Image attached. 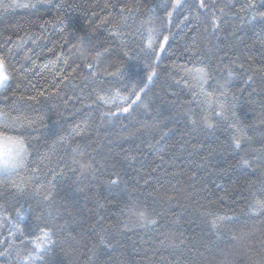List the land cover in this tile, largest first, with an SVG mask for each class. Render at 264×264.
<instances>
[{"label": "trees", "instance_id": "16d2710c", "mask_svg": "<svg viewBox=\"0 0 264 264\" xmlns=\"http://www.w3.org/2000/svg\"><path fill=\"white\" fill-rule=\"evenodd\" d=\"M0 59V264H264V0H0Z\"/></svg>", "mask_w": 264, "mask_h": 264}, {"label": "rangeland", "instance_id": "374dc122", "mask_svg": "<svg viewBox=\"0 0 264 264\" xmlns=\"http://www.w3.org/2000/svg\"><path fill=\"white\" fill-rule=\"evenodd\" d=\"M5 82L3 83V85L5 84ZM3 85H0V87H2ZM0 134H3V136H6V137H12V136L4 134L2 132H0ZM12 138L16 141H19L20 144L14 145L11 143H7L6 148L0 147V153L3 154L2 156H0V174L4 173L6 171H9V170L18 169L24 160L25 149H24V144L22 143V140L19 138H16V137H12ZM3 159H7L9 161L8 166L5 167L3 165V163H2ZM5 218L6 217L0 213V257H3V258L8 256V253H9L10 248H11V239H10L9 235H11V236L15 235V233L13 231L14 228L16 229V233H19L21 230L20 222L10 219L9 226L12 228H9V229H11L13 231V233L5 234V235L1 236L2 235V229L4 227H6ZM39 235H41V236L37 237L36 240H31L29 242L28 241H24V242L22 241L20 244H26V245H19V246L24 247L26 249L28 248L27 250L31 253L35 252L36 250L40 251L43 247H45L47 245L46 242L48 240L47 239L48 235L45 233L44 234L41 233ZM19 239H20V237H17L15 240V243L19 242L20 241Z\"/></svg>", "mask_w": 264, "mask_h": 264}, {"label": "snow or ice", "instance_id": "6c2138e0", "mask_svg": "<svg viewBox=\"0 0 264 264\" xmlns=\"http://www.w3.org/2000/svg\"><path fill=\"white\" fill-rule=\"evenodd\" d=\"M8 79L7 76V69H6V65L5 62L0 59V85H3V83ZM149 79H151V77H149ZM124 111H127V109H124ZM7 143H11L14 145H19L20 142L14 140L12 137H6L3 136V134H0V147L6 148L7 147ZM3 154L0 153V156H2ZM3 165L6 167L8 166L9 161L7 159H3L2 160ZM257 206H261L264 207V204H262L261 202H257ZM155 221H152V223H154Z\"/></svg>", "mask_w": 264, "mask_h": 264}, {"label": "clouds", "instance_id": "9594fccd", "mask_svg": "<svg viewBox=\"0 0 264 264\" xmlns=\"http://www.w3.org/2000/svg\"><path fill=\"white\" fill-rule=\"evenodd\" d=\"M74 162L77 163L82 168H86L88 166V162L82 159H77ZM129 212L133 217H135L141 222H150L146 210L139 209L133 206L129 209Z\"/></svg>", "mask_w": 264, "mask_h": 264}]
</instances>
